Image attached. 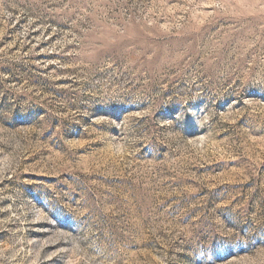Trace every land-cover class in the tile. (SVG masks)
I'll list each match as a JSON object with an SVG mask.
<instances>
[{
  "label": "rangeland",
  "instance_id": "1",
  "mask_svg": "<svg viewBox=\"0 0 264 264\" xmlns=\"http://www.w3.org/2000/svg\"><path fill=\"white\" fill-rule=\"evenodd\" d=\"M0 264H264V0H0Z\"/></svg>",
  "mask_w": 264,
  "mask_h": 264
}]
</instances>
